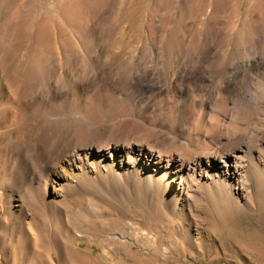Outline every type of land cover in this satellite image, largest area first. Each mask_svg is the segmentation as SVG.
Returning a JSON list of instances; mask_svg holds the SVG:
<instances>
[{"label":"bare ground","instance_id":"bare-ground-1","mask_svg":"<svg viewBox=\"0 0 264 264\" xmlns=\"http://www.w3.org/2000/svg\"><path fill=\"white\" fill-rule=\"evenodd\" d=\"M41 1L0 0V264H92L76 198L143 194L185 226L213 203L250 204L264 170V21L233 40L218 0L195 53L196 0H154L140 35L122 0Z\"/></svg>","mask_w":264,"mask_h":264},{"label":"rangeland","instance_id":"rangeland-1","mask_svg":"<svg viewBox=\"0 0 264 264\" xmlns=\"http://www.w3.org/2000/svg\"><path fill=\"white\" fill-rule=\"evenodd\" d=\"M153 1L122 0L121 3L116 4L121 12L127 13L130 32L137 31V35L141 34L140 26L147 21ZM200 1L195 2L205 8L199 9L194 14V17H198L199 20L196 38L200 40L193 44L195 53L199 52L202 45L200 37L205 28L204 24L211 18L214 3L218 2V0ZM263 1H227V7H230L229 14L223 15L222 19L233 25L231 34L233 40L239 33L243 34L251 28L252 18L264 21ZM43 2L45 6L48 5V0L41 1L42 5H44ZM40 4L39 2L35 4L34 11H38ZM178 6L180 7V3ZM171 8L172 6L167 8L169 10L166 11V15L165 13L162 15V18L170 17ZM54 19L57 22L60 21L59 17ZM168 24L167 22L166 26H169ZM34 36L35 33L33 39ZM225 48V45L219 48L218 53H222ZM207 65L211 64L207 63ZM261 95L263 96L264 93ZM258 110L260 112L262 109ZM245 118V115H241V121ZM247 122L252 123L251 120ZM160 146L168 151L175 148L176 144L160 140ZM98 199L90 202L86 198H76L72 201L74 215L87 217L91 222L88 229L79 227L77 229L83 232L81 236L87 240L81 244V247L90 253L92 264H264V170L262 168L254 176V189L248 206L238 205L230 200L213 203V207L217 208L216 211L212 207L209 209L208 206V211L203 214L192 215L193 220L187 226L179 219L167 216L163 203L159 199L149 200L143 194L100 196ZM132 223L133 225L135 223L134 227L148 230L149 234L144 240L132 239L134 234ZM191 228L198 229L200 235H192ZM146 242L157 246L152 256L141 251V246H145ZM123 245H132V249L129 250ZM166 249L171 256L166 255ZM107 252H109L108 256ZM60 255L58 258L55 257L58 264L60 261H63L61 264H74L62 254ZM109 256L114 262L107 261L106 258ZM16 261L18 264L35 263L33 257H24L23 254L21 256L18 254Z\"/></svg>","mask_w":264,"mask_h":264}]
</instances>
